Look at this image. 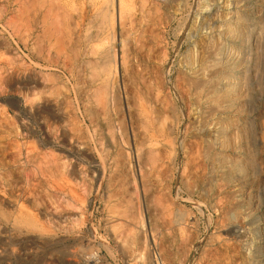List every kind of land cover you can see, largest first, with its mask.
<instances>
[{"label":"rangeland","instance_id":"1","mask_svg":"<svg viewBox=\"0 0 264 264\" xmlns=\"http://www.w3.org/2000/svg\"><path fill=\"white\" fill-rule=\"evenodd\" d=\"M33 1L34 0H25L27 5H36L40 0ZM44 1L41 0L40 2L43 3ZM138 1L139 0H135L133 6V10H135H132V13H128L124 20V25H129V28L124 27V25L121 28L118 27L120 29H118L117 35L119 39L117 38L116 44H118L117 49L119 50V55L125 54V50L127 49L128 51H126L128 54L127 52L126 54L128 56L126 54L124 55L127 58H125L123 62L125 64L119 59V64H121L118 66V77L120 79L117 80L116 87H113V89H115V92L113 91V97L115 99V94L117 96V93H119L120 96H118L123 99H119V97L118 99L116 98L118 102L115 101V99L113 104L120 103L115 106L113 105L114 107H112V105H107L105 107L106 110H104L103 106L100 105V103L103 104V102H100L101 100H95L97 97L98 99L101 98L99 97L101 95L100 82L96 80V76L95 78L94 76L93 78L91 77V79L89 76L91 74L93 75V73L96 75V72L90 69L91 73L87 71V69L85 71L80 70L85 74L80 71H75V78H71L68 73V61L65 58L67 52L63 49L65 51L64 55L66 54L65 57H63V53H60L61 51L56 52V48H54L53 51H49L48 47H45L47 45L46 40L48 39L46 38L47 33H43V37L41 36V31L44 32L45 30V26H41L43 22V19H41L43 9H40L39 13L37 11L39 20L36 23L40 27L37 26L36 29L35 24L34 29H32L36 31L34 32L36 36L34 37L31 35L30 38L28 35H30L31 31H25L24 27H20L23 26L22 14L20 13L22 0H0V44L2 43L0 45V72L2 71L0 74V81L1 78L3 80L7 76L8 78L10 77V83L8 82V78L3 80L5 83L3 81H1L2 84L0 83V135H4L1 133H5L3 139V136H0V190L2 189L0 198L1 195L4 194V197L2 196V199H4H0V212L2 211V213H0V264H245L247 262L248 264H264V0H148L147 2L145 0L146 3L140 2L141 0L138 3ZM27 7H30V12L34 8L31 9V6ZM143 10H146L145 13ZM30 12H28V14ZM31 13L33 15V11ZM129 14L131 16H128ZM32 15H29V18H33ZM129 17H132L134 21ZM63 18L64 17L60 15L59 19L64 22L65 20ZM20 20H22V24ZM126 20H130V22L127 23ZM131 20L134 22V25ZM27 28L30 29L29 26ZM63 28L64 27H61L57 31L60 32V37L61 34L63 36L65 32V36L63 37L67 38V27H65L66 29ZM60 29L64 32L62 33ZM129 30H131V32ZM39 37L43 39L41 40ZM63 37V41L60 38V42L64 44L63 47L65 48V45H69ZM35 38H38L39 42H37L38 40H35ZM76 39L77 38H75L74 43ZM40 40L44 43L41 44ZM125 40L127 43L124 42ZM5 41L9 42H7L8 45H6ZM27 42L31 45H28ZM25 43L27 44V49L25 48ZM35 43L38 45H35ZM123 43L127 45V48L123 47ZM33 45L36 47L44 45L47 50L41 46L40 52L37 50L39 49L38 47L37 49L30 47ZM30 48H33L32 50H36L40 54L38 53V55L35 53L36 51L32 52ZM77 49L79 51L81 49L82 52L86 51L85 46L81 47L78 45ZM46 52L47 55L54 53L53 57L51 56L53 59L48 55L49 58L47 59H52L49 62L44 58ZM33 53L35 55H33ZM42 53L43 56L41 55ZM24 54L27 56L25 57ZM54 55H56L57 58ZM88 56V58H91L92 54ZM22 60H24L23 63ZM60 60L62 62H60ZM24 62L25 66H22L21 63L24 64ZM36 62L39 63V65L41 64L42 67H39ZM26 64L29 67H33L35 75H38L37 77L31 73L34 72L32 68H29V71L26 70L28 69ZM20 65L22 67H20ZM44 65L49 68L45 67V70L43 67ZM23 67L25 69H23ZM124 67L128 69V71L124 69ZM1 68L4 69L2 70ZM40 69L43 75L40 74L39 76V71L42 73ZM47 72L50 76L47 75ZM19 74H21V78ZM51 74L55 75L52 76ZM57 74L61 79L57 77ZM78 74L83 78L84 75L87 77L83 79L78 76ZM15 75L17 77H15ZM43 76L47 77L48 80ZM40 80L42 84L39 83ZM46 80L48 83L42 82H47ZM61 80L66 82L62 83ZM25 82L27 84H25ZM53 82L56 83H54L56 86ZM63 84L68 87H63ZM36 85L42 92L44 91V93H41V90L37 88ZM41 85H43V88L40 87ZM118 85L119 87L117 88ZM73 86L79 88V91ZM32 87L36 91L40 90V92L35 91L36 93H33V91L28 95L29 90H33ZM83 87L86 92H84ZM58 88L63 89L59 91ZM64 89H67V95ZM52 90H54V93ZM51 91L53 94H56L57 100L53 98L54 95L52 96V94L50 97L49 92ZM92 92L95 96L94 94L91 95ZM31 94L37 95L39 99H36L35 95L31 97ZM61 94L64 95V97H62ZM80 98L83 99L80 101ZM60 99L62 101H60ZM70 99H72V101ZM55 100L56 103L60 101L61 103H59L61 106L59 103L56 105L54 102ZM126 100L129 105H127ZM39 101L42 103H38ZM50 101H52V104H49L51 103ZM74 101H76V103ZM31 102H36L37 104H32ZM62 102L64 105L67 102L65 106L68 110H64L66 108L63 107L64 105H62ZM96 102L99 103V105L96 104ZM86 103L87 108L85 105ZM26 104L28 108H25ZM79 104H84L85 107ZM140 105L143 107H140ZM95 106L97 107L94 108ZM122 106H126V109ZM84 108L91 112L86 111V115L83 113L85 111ZM109 108L111 111H109ZM141 108L145 109L141 110ZM77 111H80V114ZM51 112L52 114L54 113L53 116ZM32 113L34 114L32 115ZM143 113L147 117H145ZM71 114L77 115L72 116ZM94 114L102 117L100 118L98 116L99 119H96L97 117ZM67 115L70 117L68 118ZM92 116L95 119H93ZM5 117L6 119H4ZM51 117L54 119H51ZM73 117L77 119H73ZM132 117H134V119ZM66 118H72L70 120L72 125L68 123L69 121H67ZM128 118L131 121L128 120ZM150 118L153 119V124L150 122L152 120ZM63 119L64 121L66 120L67 124H62ZM60 120H62L61 123ZM97 120L99 121L97 122L98 124L94 122ZM104 120L107 122L105 123ZM21 121L23 124H21ZM73 121L75 123L78 122V127H76L77 124ZM104 123H108V126H105ZM118 123H122L123 127L120 128L121 126ZM141 123L143 125H140ZM52 124H54V126ZM68 124L71 125V127L73 124L76 125H74L75 127L73 126L74 129H70L73 131L67 128L69 127ZM111 124L112 126H110ZM130 124H132V126ZM11 125L15 126H13V131L11 130L9 133L7 131L8 129H12ZM24 125L27 126V129ZM31 125H35L34 129ZM86 125L88 129H86L87 127L85 128ZM91 125H93V127ZM101 125L103 128L100 129ZM146 125L148 129L145 127ZM60 126L67 127L62 128ZM98 126L99 128L96 129ZM54 127L57 129L58 133L56 131L52 132ZM126 127L128 129H125ZM149 127L152 129L150 130ZM28 128H31V130ZM2 129L5 131H2ZM78 129L82 134L78 133ZM124 129L126 131V136L123 134V132H125ZM111 130H116L115 135L117 136L118 145L115 147V151L110 153L103 148L104 144H101V141L104 143L105 136L110 134ZM131 130H134L133 133ZM147 130L151 133H149V131L147 132ZM65 131H67L69 136L66 135L67 137L63 140L65 135L62 133H66ZM99 131L102 133H99ZM104 131H106L105 135L101 136L104 134ZM17 132L19 133L18 136L16 135ZM25 132L27 133L26 136H24ZM43 133L44 136L42 135ZM6 134L7 137H5ZM20 134L22 135L20 136ZM53 134L58 137L59 140H57ZM50 135H53L52 138H50ZM73 135L75 138H79V141L77 138L73 139ZM32 136L33 138H31ZM61 136H63L62 139ZM80 137L83 139L81 140ZM148 137L149 139H147ZM14 139H17V141L19 139V142H14ZM37 139L39 140L36 141ZM135 140L138 146L141 143L140 147L142 146V149L136 146L137 143H135ZM41 141L43 143H41ZM50 141L52 144H50ZM83 141H85L86 144ZM98 141L100 143H98ZM44 142L47 144V147ZM62 142L63 144H61ZM80 142L83 145L81 149L83 147L88 152L82 149V151L78 153L81 149L77 151L74 145ZM15 143H20L19 145L21 146L19 147V145L17 146ZM21 143L27 146L26 149H24L25 146ZM64 144L66 145L65 147ZM14 145H16L18 149L15 148L16 146ZM51 145L53 148L52 150ZM63 147L64 149L67 148V150H64ZM96 147L97 151L95 150ZM98 147H102L104 151ZM59 148L60 150H58ZM36 149L39 152H36ZM72 149H74V151ZM31 150L36 156L34 153H29ZM136 150H138L137 154ZM40 151H44L45 153ZM20 152L21 155L17 154ZM26 152H28V154ZM51 152L55 154V157L59 155L60 159L57 160L54 158V155L50 154ZM75 152L76 155L74 154ZM144 152L149 153H147V155L144 154ZM43 154L45 155L43 156ZM86 154H92L91 156H95V159L97 156L100 157L99 155H101L105 161L108 160L107 162L109 163L114 161V163L112 167L109 166V164L108 167H106L105 174L107 175L106 179H108L106 180L108 188L100 193L96 191L98 182L92 180L93 177L91 175L93 173H87L88 176L86 180L82 178L81 175H78L80 178L77 176L76 178L75 176L72 178L69 177L71 180L70 187L67 186L69 189L66 188L64 191L67 194L71 193L68 194V196L74 201V207L71 208L73 212L70 206L64 205L65 203L63 200L62 202L60 201L63 195L59 193L60 190L57 188L58 186L52 183L53 176L48 168L49 166L52 167L57 165L56 162L58 161L62 164L63 161L62 167H60V162H58L60 165L54 167L58 169L57 173L60 171L58 176L61 175L62 177L63 174L68 171V163L71 166L72 164H77L79 161L80 163L78 164L82 166L80 167V165L77 164L78 173L80 169L81 171L83 169V171L86 170L88 172L89 165L82 160L83 157L84 160L86 159ZM103 154L106 155V157ZM13 155H16L15 157L17 159H14V157H12ZM17 155H20V157L18 158ZM29 155H31L32 158ZM66 155L71 157L72 162L70 161V157ZM108 155L110 156L108 157ZM24 156L28 159L25 160ZM45 156L46 158H44ZM48 156H52L53 159L52 157L48 158ZM63 157L66 160H64ZM32 159L34 160L32 161ZM46 159H50L51 161L49 162V160ZM54 159H56V161H52ZM44 161L45 163L43 164L47 162L48 168H46V165H43L41 169V163ZM96 161H98V159H96ZM29 162L33 164L29 165ZM12 163H14V165ZM3 164H5L4 168H2ZM21 164L25 167L24 171L21 170ZM84 165L86 166L84 167ZM65 166L67 169H64L66 168ZM35 168H40V173L45 169L49 172H46L47 175L51 174V176H47V180H45L46 178L43 179L45 176L44 170L41 173L44 176L38 175V177L36 175L39 173V170H35ZM60 168H62V171ZM4 170L6 171L4 172ZM29 170L30 175H28ZM35 171L37 172L34 173ZM55 171L56 170H54V173H56ZM26 176H28L29 179ZM89 176L91 177L90 179L88 178ZM7 178L12 181L10 180V182ZM31 181H34L33 183H36V186L34 185L32 187L33 183ZM9 182L10 184L8 187L11 185L9 188H11L13 192L10 189L8 190V187L5 186ZM140 183H142V185ZM31 188L33 190H30ZM54 189L56 190L54 191ZM3 190L7 191V193ZM29 193H31L33 199ZM23 194L25 197L27 196V199L23 196L25 201L21 200ZM107 194H110L111 197L110 195L107 196ZM120 195L122 196L120 197ZM59 196H61V198ZM134 200H136L135 205ZM19 201H22L26 207L21 202L19 203ZM139 201L141 202L139 203ZM7 202H9V204H7ZM59 202H61V205L65 206V208H69V212L73 214L71 220H67L66 223L63 220L57 219V221L56 218H52L53 214L57 211L56 209H64L63 206L60 207L61 205ZM123 202H125V204ZM19 204H22L25 208L22 207V205L18 206ZM11 205L16 206L11 207ZM55 205L57 208H55ZM123 205H127V207ZM132 208H135V210H132ZM24 211L27 213L29 219L31 217L30 220H28ZM38 212H40V215L42 214V218L39 217ZM125 213L128 216H126L127 218H133L134 222L130 218L133 223L128 222L129 220L124 216ZM129 213L131 215H129ZM134 214L135 218L133 216ZM20 216L21 218L25 217L24 219L27 218L24 220L25 225ZM32 216L33 222L36 220L34 224L37 225V227H41L45 232H42V229L40 232L39 227L38 230L35 225L32 224L36 228L29 223V221L32 222ZM36 217H39L38 221L37 219L34 220ZM125 222H127V226ZM153 222H155V224ZM28 223L29 226L31 225L32 227L30 226L31 229H28V226L26 230L24 226L26 227ZM54 223L58 225V227ZM18 224L21 226H18ZM43 225L50 229L52 228L51 230L55 227L54 233L50 229L49 231L47 230L48 233L45 230L48 228H43ZM135 226L139 229V233L138 230H136L138 238L134 231V229H136ZM139 226L142 228H139ZM131 227L134 228H132L135 232L134 235L131 231ZM151 229H153V232ZM157 229L158 232L156 231ZM38 231L40 233H38ZM126 232H130L128 236L131 234V237L132 235L136 237L137 241L134 240L135 238L132 239L134 242H139V245L133 243L131 238L132 241H130V239L126 240L128 239H125ZM142 233L145 234L142 235ZM141 236H144V240ZM139 239L144 242L142 241L140 244ZM103 242L106 243L104 244ZM127 242H132V245ZM257 244H259V247ZM76 249L80 252H77ZM249 249L252 251L251 254ZM73 250L75 256H73ZM92 252L96 253L97 258H90V253ZM71 254L73 258L75 257L74 260ZM86 259H88L89 262H87L88 260ZM245 260H247V262Z\"/></svg>","mask_w":264,"mask_h":264},{"label":"bare ground","instance_id":"2","mask_svg":"<svg viewBox=\"0 0 264 264\" xmlns=\"http://www.w3.org/2000/svg\"><path fill=\"white\" fill-rule=\"evenodd\" d=\"M35 1V0H34ZM33 1V2H34ZM41 1V0H40ZM39 1V2H40ZM42 1H44V0H42ZM140 1V0H139ZM139 1H138V3H139ZM148 0H146V2H147ZM29 2V1H28ZM32 2V1H31ZM36 2H38V1H36ZM39 2H38V4H39ZM140 2H144V3H146L145 2V0H141ZM137 3V4H138ZM29 4V3H28ZM37 3H36V5L35 4H32V5H34V6H32L31 4L30 5H27L26 4V2H25V0H22V8H21V14H22V19H23V26H20V27H24V30L25 31H31L30 32V35H28L29 37L32 35V36H36V35H34V32H36V31H33V29H34V26H35V24H36V29H37V26H39L36 22L39 20L38 19V17H37V11H38V13H39V10L40 9H43V12L41 13V19H43L42 21V23H41V26L43 25V26H45V30H44V32L43 31H41L42 32V37H43V33H47L46 34V38L48 39V40H46L47 41V45L45 46L46 48L48 47V50L49 51H53V49L54 48H56V52H59V51H61L60 53H63V57H65V55H64V52L66 51L67 52V56L65 57L66 59H67V61H68V73L70 74L69 76L72 78V77H74V74H75V71L77 72V71H80V70H82V71H85L86 69H87V71H90V70H94L95 72H96V75L93 73V75L91 74V75H89L90 76V79H91V77L93 78V76H94V78H95V76H96V80L97 81H99L100 83V90H101V95L99 96V97H101V98H99L98 99V97H97V99H95L96 101H99V100H101L100 102H103V104H101L100 103V105H102L103 106V108H104V110H106V106L108 105H112V107H114L115 105H118L119 103H115V105L113 104V101L117 98L118 99V97L120 96L119 95V93H117L118 95L116 96V94H115V99H114V93H113V91L115 92V89H113V87L117 84V80L118 79H120L119 77H118V66H120V64H119V59L122 61V63L124 62V60H125V54H126V52L128 51L127 49V51L125 50V54L123 53H121L122 55L120 56L119 55V50L117 49V45L118 44H116V41H117V35H118V27H122L123 25H124V20L126 19V17H127V14L128 13H130L132 10H133V6H134V4H135V0H45L43 3L42 2H40V4L38 5ZM138 5H140V4H138ZM142 5V4H141ZM147 5V4H146ZM27 6H31V9L33 8V10H31V12L33 11V15H32V13L30 12V7H27ZM143 6V5H142ZM144 7H146V6H144ZM137 8V7H136ZM138 9H139V7H138ZM29 10V11H28ZM135 10V9H134ZM133 10V11H134ZM42 11V10H41ZM132 11V12H133ZM141 11H142V9H141ZM144 11V10H143ZM146 11V10H145ZM145 11H144V13H145ZM28 12H30L29 14H28ZM65 12H66V14H65ZM131 12V13H132ZM135 12H137V11H135ZM140 12V11H139ZM61 13V14H60ZM63 13V14H62ZM140 13H143V12H140ZM138 14V13H137ZM29 15H32L33 16V18H29ZM60 15H62L64 18V22L61 20V19H59L60 18ZM142 15V14H141ZM20 16V15H19ZM128 16H131L130 14L128 15ZM134 16V15H133ZM141 17V16H140ZM139 17V18H140ZM62 18V17H61ZM130 19L132 18V17H129ZM132 20L134 21V19L132 18ZM131 20V22H133ZM21 22V24H22V20H20ZM31 22V23H30ZM41 22V21H40ZM126 22L128 23V22H130V20L129 21H127L126 20ZM126 25V24H125ZM124 25V27H128V26H125ZM132 25V24H131ZM133 25H134V22H133ZM29 26V28L30 29H28L27 27ZM40 27V26H39ZM61 27H67V29H66V35H67V38H64L63 36H65V32L64 31H62L61 29H60V31L64 34L63 36H62V34H61V37H60V32L59 31H57V30H59V28H61ZM33 28V29H32ZM63 28V29H64ZM129 28V27H128ZM132 28V27H131ZM42 29V28H41ZM120 30V29H119ZM122 30V29H121ZM125 30V29H124ZM132 30V29H131ZM131 30H129L130 32H131ZM46 31V32H45ZM126 31V30H125ZM38 32V31H37ZM56 32H57V34H56ZM121 32V31H120ZM133 33V32H132ZM77 34V35H76ZM120 34V33H119ZM122 34V33H121ZM127 34V33H126ZM131 34V33H130ZM26 35V34H25ZM25 35H24V37H25ZM59 35V36H58ZM27 36V37H28ZM75 36H77V37H75ZM134 36V35H133ZM135 36H136V34H135ZM40 38L41 40L43 39V38ZM62 37L64 38V40L68 43V45L69 46H67V45H65V48H66V46H67V48L65 49L64 47H63V45L64 44H62V42H60L61 40H60V38L62 39ZM121 37H123V36H121ZM31 38V37H30ZM75 38H77L76 39V42L74 43V40H75ZM127 38L129 39V37L127 36ZM33 39V38H32ZM68 41H67V40ZM119 39V38H118ZM35 40H38L37 42H39V39L38 38H35ZM40 40V42H41V44H43L42 43V41ZM31 41V40H30ZM34 41V40H33ZM62 41H63V39H62ZM64 41V42H65ZM120 41V40H119ZM7 42L8 41H5V43H6V45H8L7 44ZM35 42V41H34ZM33 42V43H34ZM65 42V43H66ZM125 43H127L126 42V40L124 41ZM9 43V42H8ZM28 43V42H27ZM2 44V43H1ZM0 44V45H1ZM30 43H28V45H29ZM62 44V45H61ZM124 44V43H123ZM31 45V44H30ZM35 45H38L37 43H35ZM63 47H61V46ZM85 46V50L86 51H84V52H82L81 51V49H80V51L77 49V46ZM125 45L126 44H124V48H127V45H126V47H125ZM41 46H43L44 47V45H41ZM40 46V47H41ZM27 47V44L25 43V48ZM30 47H34V48H36L37 49V47L36 46H30ZM40 47H38L39 49H37V50H39L40 51ZM44 47V48H45ZM86 47H87V49H86ZM45 48V50H47ZM122 48V47H121ZM27 49V48H26ZM31 49V48H30ZM33 49V48H32ZM31 49V50H32ZM63 51H62V50ZM36 51V50H35ZM34 50H32V52H35ZM49 51H47V52H49ZM26 52V51H25ZM31 52V51H30ZM41 52V51H40ZM47 52H46V55H47ZM55 52V53H56ZM28 53H29V51H28ZM35 53H39L38 51H36ZM40 54V53H39ZM38 54V55H39ZM51 55H49V57L50 58H52L53 57V54L52 53H50ZM92 54V56H91V58H95V59H91V58H88V57H90V56H88V55H91ZM127 54H128V52H127ZM126 54V55H127ZM25 55V54H24ZM33 55H35L34 53H33ZM38 55H36V56H38ZM42 56H43V53L41 54ZM46 55L44 56V58H45V60H48L47 58H49L48 57V55H47V57H46ZM58 55V54H57ZM27 55H25V57H26ZM42 56H39V57H42ZM52 56V57H51ZM55 57H56V55H54ZM88 56V57H87ZM128 56V55H127ZM29 57V56H28ZM31 57V56H30ZM35 57V56H34ZM58 57H59V55H58ZM32 58H33V56H32ZM57 58V57H56ZM56 58H54V59H56ZM30 59V58H29ZM40 59H42V58H40ZM53 59V58H52ZM52 59H50V60H52ZM61 59H62V57H61ZM127 59V58H126ZM8 60H10V59H8ZM7 60V61H8ZM13 60V59H12ZM31 60V59H30ZM35 60V59H34ZM37 60V59H36ZM44 60V61H45ZM50 60H48V62L50 61ZM63 60V59H62ZM11 61V60H10ZM23 61L24 60H22V63H23ZM32 61V60H31ZM31 61H30V63H31ZM57 61V60H56ZM37 62H39V61H37ZM36 62V64H38L39 65V63H37ZM46 62V61H45ZM54 62V61H53ZM60 62H62L61 60H60ZM64 62V61H63ZM8 63H9V61H8ZM14 63H15V61H14ZM21 63V65L23 66H25V62H24V64H22ZM43 63V62H42ZM55 63V62H54ZM53 63V64H54ZM32 64V63H31ZM35 64V63H34ZM44 64V63H43ZM57 64V63H56ZM58 64H59V62H58ZM63 64H65V63H63ZM123 64H125V63H123ZM128 64V63H127ZM20 65V67H22ZM27 65V64H26ZM30 65V64H29ZM33 65V64H32ZM48 65V64H47ZM62 65V64H61ZM11 66V65H10ZM28 66V65H27ZM37 66V65H36ZM59 66H60V64H59ZM63 66H65V65H63ZM62 66V67H63ZM122 66V65H121ZM39 67H42L41 66V64L39 65ZM44 68L46 67L45 65L43 66ZM50 67H51V65H50ZM53 67V66H52ZM123 67V66H122ZM121 67V68H122ZM29 68L31 69H33V67H29L28 66V69H26V70H28L29 71ZM46 68H49V67H46ZM46 68H45V70H46ZM67 68V67H66ZM2 70L4 69V68H1ZM21 69V68H20ZM23 69H25L24 67H23ZM22 69V70H23ZM52 69V68H51ZM58 69V68H57ZM90 69V70H89ZM124 69H126L125 67H124ZM124 69H122V70H124ZM21 70V71H22ZM41 70V69H40ZM127 71H128V69H126ZM126 70H124V71H126ZM7 71V70H6ZM27 71V72H28ZM32 71V70H31ZM33 71H34V69H33ZM48 71V70H47ZM126 71V72H127ZM3 72H5V71H3ZM26 72V71H25ZM38 72V71H37ZM41 72H42V70H41ZM50 72V71H49ZM53 72V71H52ZM81 72V71H80ZM121 72V71H120ZM2 73V71L0 72V74ZM18 73V72H17ZM16 73V74H17ZM19 73H20V71H19ZM30 73V72H29ZM28 73V74H29ZM31 73H33L34 75H35V71L34 72H31ZM44 73H46V72H44ZM48 73V72H47ZM81 73H84V72H81ZM88 73V72H87ZM90 73H91V71H90ZM122 73V72H121ZM37 74V73H36ZM40 74H42L43 75V72L42 73H40V71H39V76H40ZM85 74V73H84ZM124 74V73H123ZM4 75H5V73H4ZM20 75L21 74H19V77H20ZM23 75V74H22ZM25 75H27V74H25ZM30 75V74H29ZM41 75V76H42ZM47 75H49V73L47 74ZM52 75V74H51ZM53 75H55V74H53ZM52 75V76H53ZM83 75V74H82ZM9 76H11V75H9ZM14 76V75H13ZM31 76H33V75H31ZM36 76V75H35ZM38 76V75H37ZM36 76V77H37ZM50 76V75H49ZM66 76H67V73H66ZM77 76V75H76ZM78 76H80L79 74H78ZM77 76V77H78ZM88 76V77H89ZM15 77H17L16 75H15ZM14 77V78H15ZM18 77V78H19ZM29 77V76H28ZM27 77V78H28ZM35 77V78H36ZM43 77H45V76H43ZM57 77H58V74H57ZM64 77V76H63ZM81 77V76H80ZM87 77V76H86ZM85 77V75H84V78H86ZM6 78H8V76L7 77H5L4 79H6ZM10 78V77H9ZM9 78H8V82L10 83V81H9ZM21 78V77H20ZM26 78V77H25ZM24 78V79H25ZM31 78V77H30ZM35 78H33V79H35ZM40 78V77H39ZM50 78V77H49ZM56 78V77H55ZM59 78V77H58ZM75 78V77H74ZM73 78V79H74ZM81 78H83V77H81ZM83 78V79H84ZM3 79V80H4ZM23 79V78H22ZM36 79H38V78H36ZM35 79V80H36ZM43 79V78H42ZM41 79V80H42ZM45 79H47L48 80V78L47 77H45ZM54 79V78H53ZM59 79H61V78H59ZM82 79V80H83ZM2 80V78H1V81H3ZM11 80V79H10ZM27 80V79H26ZM30 80H32V79H30ZM41 80H40V84H42L41 83ZM44 80V79H43ZM46 80V81H47ZM58 80V79H57ZM66 80V79H65ZM94 80V79H93ZM1 81H0V83H1ZM60 81V80H59ZM58 81V82H59ZM62 81V83H64V82H66V81H64L63 82V80H61ZM122 81V80H121ZM4 82V81H3ZM31 82V81H30ZM37 82V81H36ZM42 82H44V83H48V81L47 82H45V81H42ZM51 82H52V80H51ZM69 82V81H68ZM67 82V83H68ZM78 82V81H77ZM96 82V81H95ZM119 82V81H118ZM5 83V82H4ZM20 83V82H19ZM35 83V82H34ZM43 83V84H44ZM55 82H53V84H54ZM61 83V82H60ZM59 83V84H60ZM2 84V83H1ZM25 84H27L26 82H25ZM29 84V83H28ZM50 84V83H49ZM56 84V83H55ZM54 84V85H55ZM69 84V83H68ZM71 84V83H70ZM77 84V83H76ZM9 85H12V84H9ZM32 85H34V84H32ZM64 85V84H63ZM67 85V84H66ZM73 85V84H72ZM78 85V84H77ZM82 85V84H81ZM2 86V85H1ZM4 86V85H3ZM29 86H30V84H29ZM43 85H41L40 87H42ZM46 86V85H45ZM56 86V85H55ZM83 86V85H82ZM90 86V85H89ZM93 86V85H92ZM97 86H98V84H97ZM36 87L37 88H39L37 85H36ZM63 87H68V86H63ZM73 87H76V86H73ZM84 87H86V86H84ZM83 87V88H84ZM116 87V86H115ZM119 87V85L117 86V88ZM1 88V87H0ZM43 88V87H42ZM51 88V87H50ZM77 88V87H76ZM87 88V87H86ZM90 88H91V86H90ZM21 89V88H20ZM25 89V88H24ZM28 89V88H27ZM32 91H30L29 90V93H28V95L30 94V93H32L33 91V93H36V92H40V90H38V91H36L33 87H32ZM46 89V88H45ZM53 89V88H52ZM61 89H63V88H61ZM61 89H59L58 88V90L60 91ZM79 88H77L76 90H78ZM65 91L67 90V89H64ZM63 90V91H64ZM73 90H75V89H73ZM82 89L80 88V91H81ZM84 90V92H86L85 91V88L83 89ZM88 90V89H87ZM92 90V89H91ZM100 90H99V92H100ZM36 91V92H35ZM48 91V90H47ZM53 91V93H54V90H52ZM52 91L51 92H49L50 93V97H51V94H52V96H53V98L54 99H56V94H53L52 93ZM58 91V92H59ZM64 91V92H65ZM79 91V90H78ZM89 91V90H88ZM94 91V90H93ZM117 91V90H116ZM121 91V90H120ZM119 91V92H120ZM24 92H26V91H24ZM46 92V91H45ZM67 92L68 91H66V95H67ZM70 92V91H69ZM72 92V91H71ZM82 92V91H81ZM80 92V93H81ZM90 92V91H89ZM118 92V91H117ZM41 93H44V91L42 92V90H41ZM63 93V92H62ZM78 93V92H77ZM121 93V92H120ZM57 94H59V93H57ZM64 94V93H63ZM72 94V93H71ZM70 94V95H71ZM92 94H94L93 92L91 93V95ZM27 95V96H28ZM35 95V94H34ZM34 95H32L31 94V97H33ZM38 95H39V93H38ZM44 95V94H43ZM42 95V96H43ZM62 95V94H61ZM61 95H59V96H61ZM83 95V94H82ZM84 96V95H83ZM94 96H95V94H94ZM44 97H45V95H44ZM44 97H41V98H44ZM62 97H64V95H62ZM75 97V96H74ZM129 97V96H128ZM25 98V97H24ZM35 98L36 99H39V97H37V95H35ZM49 98V97H48ZM53 98H51V99H53ZM61 98V97H60ZM69 98V97H68ZM90 98V97H89ZM122 97H119V99H121ZM35 99V100H36ZM45 99V98H44ZM44 99H42V100H44ZM63 99H67V98H63ZM83 99V98H82ZM81 98H80V101L82 100ZM115 100V101H117L118 102V100ZM123 99V98H122ZM126 99H127V97H126ZM35 100H33V101H35ZM41 100V101H42ZM57 100V99H56ZM56 100L54 101L55 102V104L56 105H58L57 103H59L60 101H62L61 99H60V101L59 102H57L56 103ZM59 100V99H58ZM71 101H72V99H70ZM85 101H87L86 99H84ZM94 100V101H95ZM128 100V99H127ZM126 100V101H127ZM38 101V100H37ZM65 101V100H64ZM67 101V100H66ZM80 101H78V102H80ZM114 101V102H115ZM123 101V100H122ZM129 101V100H128ZM128 101H127V105H129L128 104ZM134 101V100H133ZM45 102V101H44ZM48 102H49V100H48ZM51 103H49V104H52V101H50ZM75 103H76V101H74ZM141 102V101H140ZM32 104L33 103H36V102H31ZM38 103H42V102H38ZM61 103V102H60ZM60 103H59V105H60ZM81 103H83V102H81ZM37 104V103H36ZM55 104H53V105H55ZM66 104H67V102H66ZM65 104V105H66ZM68 104H69V100H68ZM74 104V103H73ZM96 104H98L99 105V103H97L96 102ZM123 104H126V103H123ZM23 105V104H22ZM35 105V104H34ZM40 105H42V104H40ZM62 105H64L63 104V102H62ZM63 106V107H65L66 108V106ZM80 105V104H79ZM82 105V104H81ZM80 105V106H81ZM86 105V108H87V103L85 104ZM85 105L83 104L82 106H84L85 107ZM89 105H91V104H89ZM93 105V104H92ZM114 105V106H113ZM143 105V104H142ZM27 106V104L25 105V108H28V107H26ZM61 106V105H60ZM59 106V107H60ZM68 106V105H67ZM70 106V105H69ZM120 106V105H119ZM124 106V105H123ZM122 106V107H123ZM46 107H47V105H46ZM93 107V106H92ZM97 106H95L94 108H96ZM121 107V108H122ZM126 107V106H125ZM125 107H123V108H125ZM129 107V106H128ZM131 107H133V106H131ZM130 107V108H131ZM140 107H143V106H141L140 105ZM33 108V107H32ZM32 108H31V110H32ZM39 108H40V106H39ZM42 108V107H41ZM44 108V107H43ZM57 108V107H56ZM86 108H84L85 109V111L83 112V113H85L86 114V111H88V112H91V111H89L88 109L86 110ZM101 108V107H100ZM108 108V107H107ZM119 108V107H118ZM117 108V109H118ZM146 108V107H145ZM145 108H141V110H144ZM21 109V108H20ZM34 109V108H33ZM55 109V108H54ZM77 109H78V106H77ZM90 109V108H89ZM126 109V108H125ZM129 109V108H128ZM137 109V108H136ZM18 110V109H17ZM25 110H27V109H25ZM40 110H42V109H40ZM56 110V109H55ZM58 110V109H57ZM64 110H68V108H66V109H64ZM73 110V109H72ZM79 110V109H78ZM103 110V109H102ZM108 110V109H107ZM123 110V109H122ZM19 111V110H18ZM17 111V112H18ZM27 111H29V110H27ZM34 111V110H33ZM32 111V112H33ZM70 111V110H69ZM109 111H111L110 110V108H109ZM116 111V110H115ZM118 111H119V109H118ZM117 111V112H118ZM124 111V110H123ZM127 111V110H126ZM131 111V110H130ZM137 111V110H136ZM21 112H22V110H21ZM29 112H31V111H29ZM49 112H50V110H49ZM74 112V111H73ZM78 112V111H77ZM80 112V111H79ZM78 112V113H79ZM101 112V111H100ZM143 112V111H142ZM38 113H39V111H38ZM56 113V112H55ZM60 113V112H59ZM62 113V112H61ZM75 113H76V110H75ZM82 113V112H81ZM22 114H24V113H22ZM34 113H32V115H33ZM36 114V113H35ZM41 114V113H40ZM45 114V113H44ZM51 114H52V112H51ZM67 114V113H66ZM65 114V115H66ZM69 114V113H68ZM80 114V113H79ZM84 114V115H85ZM90 114V113H89ZM112 114V113H111ZM110 114V115H111ZM121 114H123V113H121ZM125 114V113H124ZM127 114V113H126ZM132 114H133V112H132ZM144 114V113H143ZM19 115H20V113H19ZM38 115V114H37ZM46 115V114H45ZM47 115H48V113H47ZM54 115V113L52 114V116ZM72 115V114H71ZM75 115H77V114H75ZM75 115H72V116H75ZM83 115V114H82ZM87 115V114H86ZM94 115H96V117L94 116ZM93 116L96 118V119H99L98 118V116H97V114H94ZM106 115H107V113H106ZM116 115V114H115ZM118 115H119V113H118ZM141 115V114H140ZM145 115V114H144ZM143 115V116H144ZM17 116V115H16ZM25 116V115H24ZM27 116V115H26ZM41 116H42V114H41ZM64 116V115H63ZM79 116V115H78ZM78 116H77V118H78ZM92 116V117H93ZM138 116V115H137ZM43 117H45V116H43ZM48 117V116H47ZM60 117V116H59ZM67 117H68V115H67ZM70 117V116H69ZM68 117V118H69ZM81 117V116H80ZM82 117H84V116H82ZM93 117V119H95ZM100 117V116H99ZM102 117V116H101ZM100 117V118H101ZM107 117V116H106ZM105 117V118H106ZM113 117V116H112ZM119 117H120V115H119ZM125 117V116H124ZM129 117V116H128ZM145 117H147L146 115H145ZM33 118V117H32ZM34 118H35V116H34ZM37 118V117H36ZM39 118H40V116H39ZM42 118V117H41ZM46 118V117H45ZM53 117H51V119H52ZM76 117L74 118L73 117V119H77ZM87 118H89V117H87ZM110 118V117H109ZM108 118V119H109ZM123 118V117H122ZM121 118V119H122ZM131 118V117H130ZM133 119H134V117H132ZM137 118H139V117H137ZM141 118H142V115H141ZM4 119H6V117L4 118ZM20 119V118H19ZM24 119V118H23ZM38 119V118H37ZM44 119V118H43ZM50 119V120H51ZM54 119V118H53ZM67 119V118H66ZM72 119V118H71ZM71 119H67V121H69L68 123H70V120ZM107 119V120H108ZM112 119V118H111ZM126 119V118H125ZM150 119H152V118H150ZM10 120H11V118H10ZM22 120V119H21ZM89 120V119H88ZM122 120H124V119H122ZM128 120H130L129 118H128ZM2 121V120H1ZM18 121V120H17ZM23 121V120H22ZM22 121H21V124H23L22 123ZM35 121V120H34ZM34 121H33V123H34ZM59 121V120H58ZM61 121L62 120H60V123H61ZM75 121V120H74ZM73 121V122H74ZM79 121V120H78ZM82 121V120H81ZM84 121V120H83ZM105 121V120H104ZM118 121H119V118H118ZM117 121V122H118ZM125 121V120H124ZM131 121V120H130ZM141 121V120H140ZM23 122H25V121H23ZM47 122V121H46ZM56 122V121H55ZM94 122H99L98 120L97 121H94ZM101 122V121H100ZM107 121H105V123H106ZM122 122V121H121ZM142 122V121H141ZM144 122V121H143ZM151 123L153 122V119L150 121ZM20 123V122H19ZM28 123V122H27ZM39 123V122H38ZM37 123V124H38ZM42 123V122H41ZM49 123H51V122H49ZM63 123H66V120L64 121V119H63V121H62V124ZM75 123V122H74ZM78 123V122H77ZM77 123H75V124H77ZM85 123V122H84ZM83 123V124H84ZM90 123V122H89ZM102 123V122H101ZM104 123V124H105ZM114 123V122H113ZM123 123H125V122H123ZM148 123V122H147ZM1 124V123H0ZM10 124V123H9ZM25 124V123H24ZM44 124H46V123H44ZM67 124V123H66ZM71 125H72V122L70 123ZM75 124H73V126L75 125ZM81 124H82V122H81ZM86 124V123H85ZM93 124V123H92ZM98 124V123H97ZM97 124H96V126H97ZM108 124V123H107ZM107 124H105V126L107 125ZM118 124H120V123H118ZM126 124H127V122H126ZM132 124H133V121H132ZM132 124H130L131 126H132ZM149 124V123H148ZM153 124V123H152ZM27 125H29V124H27ZM51 125V124H50ZM53 126H54V124H52ZM56 125H58V124H56ZM61 125V124H60ZM63 125H65V124H63ZM62 125V126H63ZM69 125V124H68ZM71 125H69V127H67V126H64V127H67L69 130L70 129H74V127L76 126H72L71 127ZM88 125V124H87ZM85 126V128L86 129H88V126ZM95 125V124H94ZM140 125H143L142 123L140 124ZM149 125H151V124H149ZM7 126V125H6ZM13 126H15V125H11V127H12V129H8V131L7 132H9L10 133V131L12 130L13 131ZM25 126V128L27 127L26 125H24ZM23 126V127H24ZM32 127H33V129H34V126L33 125H31ZM44 126V125H43ZM62 126H60V127H62ZM92 127H93V125H91ZM108 126V125H107ZM110 126H112V124L110 125ZM120 128H122L123 126H122V123L120 124ZM126 126V125H125ZM129 126V125H128ZM133 126H134V124H133ZM152 126V125H151ZM21 127V126H20ZM37 127V126H36ZM39 127V126H38ZM42 127V126H41ZM45 127V126H44ZM52 127V126H51ZM59 127V126H58ZM64 127H62V128H64ZM76 127H78V124H77V126ZM92 127H90V128H92ZM114 127H115V125H114ZM119 127V126H118ZM147 129H148V127H147V125L145 126ZM57 128V127H56ZM66 128V129H67ZM80 128V127H79ZM89 128V129H90ZM95 128V127H94ZM97 128H99V126L98 127H96V129ZM101 128H103L102 127V125H101V127H100V129ZM21 129H22V127H21ZM27 129V128H26ZM25 129V130H26ZM29 129V128H28ZM39 129V128H38ZM59 129V128H58ZM61 129V128H60ZM81 129V128H80ZM114 129H116V128H114ZM113 129V130H114ZM125 129H128L127 127L125 128ZM125 129H124V131H125ZM133 129V128H132ZM149 129H150V127H149ZM152 129V128H151ZM150 129V130H151ZM17 130H19V129H17ZM29 130H31V128L29 129ZM50 130V129H49ZM49 130H48V132H49ZM63 130V129H62ZM79 130V129H78ZM99 130V129H98ZM97 130V131H98ZM121 130H123V129H121ZM135 130V129H134ZM133 130V131H134ZM146 130V129H145ZM2 131H5L4 129H2ZM16 131V130H15ZM38 131V130H37ZM40 131V130H39ZM57 132V129H55V127L52 129V132ZM70 131H73V130H70ZM77 131V130H76ZM86 131V130H85ZM116 131V130H115ZM115 131H112L111 130V132H110V134H107V136H105V139H104V143H102V139L101 140H99V141H101V144H104V147H103V145H102V147L106 150V151H108V152H112V151H115V147L118 145V143H117V136L115 135ZM117 131H118V129H117ZM128 131V130H127ZM133 131L131 130V132L133 133ZM149 130H147V132H148ZM32 132H34V131H32ZM41 132V131H40ZM62 132H64V131H62ZM66 133H67V131H65ZM91 132V131H90ZM105 132L106 131H104V134H102L101 136H103V135H105ZM24 133V132H23ZM29 133V132H28ZM58 133V132H57ZM66 133H62V134H64L65 136H64V138H63V136H61V139L63 138V140L65 139V137H67L66 135H68V133L66 134ZM78 133H80V130L78 131ZM88 133V132H87ZM93 133H94V131H93ZM99 133H102V132H100L99 131ZM125 133H126V131L125 132H123V134L125 135ZM136 133V132H135ZM149 133H151L150 131H149ZM1 134H4L5 135V133H1ZM13 134V133H12ZM16 134V133H15ZM18 132H17V136H18ZM26 132H25V134H24V136H26ZM49 134H50V132H49ZM48 134V135H49ZM56 134V133H55ZM80 134H82V132L80 133ZM80 134H78V135H80ZM123 134H122V137H123ZM131 134V133H130ZM148 134V133H147ZM4 135H0V136H3L2 137V139L4 138ZM10 135V134H9ZM8 135V136H9ZM15 135V136H16ZM22 134H20V136H21ZM29 135V134H28ZM41 135V134H40ZM43 136H44V133L42 134ZM54 135V134H53ZM53 135H50L51 137L50 138H52V136ZM72 135V134H71ZM76 135V134H75ZM14 136V135H13ZM36 136V135H35ZM55 136V135H54ZM58 136V135H57ZM69 136V135H68ZM77 136V135H76ZM82 136V135H81ZM86 136V135H85ZM101 136H99V137H101ZM126 136V135H125ZM5 137H7V134H6V136ZM42 137V136H41ZM56 137V136H55ZM73 137H74V135H73ZM84 137V136H83ZM96 137V136H95ZM150 137V136H149ZM149 137L147 138V139H149ZM1 138V137H0ZM10 138H11V136H10ZM14 138V137H13ZM25 138H27V137H25ZM24 138V139H25ZM31 138H33V136L31 137ZM44 138V137H43ZM57 138V140H59V138L58 137H56ZM72 138V137H71ZM77 138V137H76ZM75 137L73 138V139H76ZM81 138V140L83 139L82 137H80ZM85 138V137H84ZM103 138V137H102ZM119 138V137H118ZM124 138H126V137H124ZM129 138V137H128ZM136 138V137H135ZM134 138V139H135ZM67 139V138H66ZM130 139V138H129ZM16 140V141H15ZM21 140V139H20ZM39 139H37L36 141H38ZM50 140V139H49ZM48 140V141H49ZM56 140V141H57ZM77 140L79 141V138H77ZM85 140V139H84ZM95 140H96V138H95ZM124 140V139H123ZM127 140V139H126ZM137 140V139H136ZM136 140H135V143H137L138 142V140H137V142H136ZM1 141V140H0ZM54 141V140H53ZM69 141V140H68ZM68 141H66V142H68ZM75 141V140H74ZM92 141V140H91ZM93 141H94V139H93ZM93 141H92V143H93ZM97 141V140H96ZM98 141V143H100ZM128 141V140H127ZM14 142H19V139H18V141H17V139H14ZM21 142V141H20ZM33 142V141H32ZM51 142V141H50ZM57 142H59V141H57ZM64 142V141H63ZM63 142L61 143V144H63ZM73 142V141H72ZM77 142V141H76ZM84 143H85V141H83ZM33 143H35V142H33ZM41 143H43L42 141H41ZM69 143V142H68ZM74 143V142H73ZM78 143V142H77ZM75 144L74 145V147L75 148H77V151H78V149H81V146H83L82 144H81V142L79 143V144ZM89 143V142H88ZM87 143V144H88ZM95 143V142H94ZM135 143H134V145H135ZM140 143V142H139ZM143 143V142H142ZM9 144V143H8ZM16 144V143H15ZM20 143H17L16 145L18 146ZM22 144V143H21ZM27 144V143H26ZM44 144H46L45 142H44ZM50 144H52V142L50 143ZM66 144V143H65ZM64 144V147L67 145H65ZM71 144V143H70ZM86 144V143H85ZM90 144V143H89ZM88 144V145H89ZM141 144V143H140ZM140 144H139V146H138V143H137V147H140ZM10 145V144H9ZM16 145H14V146H16ZM23 145V144H22ZM72 145V144H71ZM92 145V144H91ZM100 145V144H99ZM131 145V144H130ZM15 147V148H17L18 149V147ZM21 145H19V147H20ZM23 146H25V148L24 149H26V145L24 144ZM22 146V147H23ZM29 146V145H28ZM36 146H38V145H36ZM39 146H40V144H39ZM50 146V145H49ZM48 146V147H49ZM54 146V145H53ZM59 146H60V144H59ZM68 146V145H67ZM95 146V145H94ZM21 147V148H22ZM30 147V146H29ZM43 147V146H42ZM41 147V148H42ZM46 147H47V144H46ZM62 147V146H61ZM64 147H63V149H64ZM72 147H73V145H72ZM89 147H90V145H89ZM102 147H98V148H101L102 149ZM133 147V146H132ZM142 147V146H141ZM140 147V148H141ZM87 148V147H86ZM91 148V147H90ZM17 149H16V151H17ZM20 149V148H19ZM53 148H52V145H51V150H52ZM54 149H55V147H54ZM57 149V148H56ZM62 149V150H63ZM68 149H69V147H68ZM82 149H85V148H83L82 147ZM82 149L78 152V153H80L81 151H82ZM95 149V148H94ZM137 149V148H136ZM142 149V148H141ZM146 149V148H145ZM13 150V149H12ZM46 150V149H45ZM58 150H60V148L58 149ZM64 150H67V148H65ZM73 151H74V149H72ZM91 150V149H90ZM96 151H97V147H96V149H95ZM103 150V149H102ZM110 150V151H109ZM130 150V149H129ZM15 151V152H16ZM26 151V150H25ZM35 151V150H34ZM38 150L36 149V152H37ZM57 151V150H56ZM55 151V152H56ZM70 151H71V149H70ZM83 151H87L86 149L85 150H83ZM101 151V150H100ZM99 151V152H100ZM104 151V150H103ZM103 151H101V152H103ZM131 151V150H130ZM137 151L138 150H136V154H137ZM149 151V150H148ZM153 151V150H152ZM154 151H156V150H154ZM14 152V153H15ZM39 152V151H38ZM40 152H42V151H40ZM47 152H48V150H47ZM53 152V151H52ZM52 152L50 153V154H52ZM69 152V151H68ZM67 152V153H68ZM88 152V151H87ZM86 152V153H87ZM91 152V151H90ZM94 152V151H93ZM107 152V153H108ZM123 152V151H122ZM127 152V151H126ZM135 152V151H134ZM133 152V153H134ZM27 154H28V152H26ZM29 153H34L32 150H31V152L29 151ZM42 153H45L44 151L42 152ZM49 153V152H48ZM57 153V152H56ZM62 153V152H61ZM61 153H59V154H61ZM67 153H64V154H67ZM83 153V152H82ZM81 153V154H82ZM132 153V152H131ZM143 153V152H142ZM141 153V154H142ZM147 153H149V152H144V154H147ZM17 154H20L21 155V152L20 153H17ZM49 154V155H50ZM58 154V153H57ZM75 155H76V152L74 153ZM97 154V153H96ZM98 154H100V153H98ZM150 154H152V153H150ZM20 155H17L18 156V158L20 157ZM32 155V154H31ZM31 155H29L30 157H31ZM34 155L36 156V154L34 153ZM42 155V154H41ZM45 154H43V156H44ZM52 155H54L53 157L54 158H56L57 160L58 159H60L59 157V155L57 156L56 155V157H55V154L53 153ZM72 155V154H71ZM92 155V154H91ZM90 154H86V159L84 160L83 158H82V160L83 161H85L86 163H87V165H89V169H88V172L85 170V171H83V169H82V171H81V169H80V172L78 173V171H77V164L78 163H80L79 161H78V163L77 164H72L71 166H70V164L68 163V169H67V167L66 168H64V169H67L68 171L67 172H63L62 174H63V176L61 177V175L60 176H58L59 174H60V171L57 173V171H58V169L56 168H54L55 166H58V165H60L61 164V162L60 161H58V162H60V164H58V162H56V164L57 165H55V166H52V167H50L49 166V168H48V165H47V162H46V164H43V163H45V161L44 162H42L41 164H42V166H40V168L42 169V167H43V165H46V168H48V170L50 171V173L52 174V176H53V181H52V183L53 184H56L58 187V189L60 190V194L61 195H63L62 196V198H61V196H59L60 198H61V202H62V200H63V202L65 203L64 205L65 206H70V209L72 208V207H74L73 206V204H74V201L73 200H71V197H69L68 196V194H71V193H66L64 190L66 189V188H68L67 186H69L70 185V182H71V180L69 179V177H73V176H75V178H76V176L78 177V175H81L82 176V178H84L85 180H86V177L88 176L87 175V173L89 174V173H93L91 176L93 177L92 178V180H94L95 182H98V187H97V189H96V191H97V193H100L101 191H103L104 189H106V188H108V186H107V184H106V180H108V179H106L107 178V175L105 174V170H106V167H108V164H109V166H111L112 167V164L114 163V161H111L110 163L109 162H107V161H105V159L101 156V155H99L100 157H96V159H98V161H96V159H95V156H91ZM104 155V154H103ZM124 155V154H123ZM134 155V154H133ZM148 155V154H147ZM16 156V155H15ZM14 155L12 156V157H14V159H17L16 157H15ZM28 156V155H27ZM40 156V155H39ZM62 156V155H61ZM67 157L69 156V155H66ZM74 156V155H73ZM80 156V155H79ZM82 156H84V155H82ZM105 157H106V155H104ZM110 155H108V157H109ZM132 156V155H131ZM142 156V155H141ZM25 157V156H24ZM34 157V156H33ZM38 157V156H37ZM50 156H48V158H49ZM52 157V156H51ZM50 157V158H51ZM53 157H52V159H53ZM58 157V158H57ZM70 157V156H69ZM78 157V156H77ZM122 157V156H121ZM128 157V156H127ZM126 157V158H127ZM32 158V157H31ZM35 158V157H34ZM44 158H46V156L44 157ZM136 158V157H135ZM13 159V158H12ZM13 159V160H14ZM26 159H28L27 157H25V160ZM37 159V158H36ZM38 159H40V158H38ZM56 159H54V160H52V161H56ZM63 159H64V157H63ZM68 159V158H67ZM73 159V158H72ZM74 159H75V157H74ZM110 159V158H109ZM121 159V158H120ZM128 159V158H127ZM34 159H32V161H33ZM45 160V159H44ZM46 160H49V162L51 161L50 159H46ZM64 160H66V159H64ZM76 160V159H75ZM78 160H81V159H78ZM113 160V159H112ZM122 160V159H121ZM138 160V159H137ZM23 161V160H22ZM29 161V160H28ZM31 161V160H30ZM62 161V160H61ZM70 161H71V157H70ZM70 161H68V162H70ZM74 161V160H73ZM150 161V160H149ZM13 162V161H12ZM19 162V161H18ZM25 162V161H24ZM24 162H23V164H24ZM66 162V161H65ZM72 162V161H71ZM116 162H117V160H116ZM123 162V161H122ZM121 162V163H122ZM127 162V161H126ZM20 163V162H19ZM22 163V162H21ZM30 163V162H29ZM74 163H75V161H74ZM84 163V162H83ZM86 163H84V164H86ZM129 163H131V162H129ZM128 163V164H129ZM13 165H14V163H12ZM23 164H21V166L23 165ZM33 163H30L29 165H32ZM36 164H38V163H36ZM48 164H50V163H48ZM55 164V163H54ZM62 164H63V161H62ZM62 164L60 165V167H62ZM67 164V163H66ZM20 165V164H19ZM19 165H17L18 167H20ZM78 165H80V164H78ZM142 165H143V163H142ZM1 166V165H0ZM4 166H5V164H3V166H2V168H4ZM35 166V165H34ZM82 165H80V167H81ZM86 165H84V167H85ZM137 166V165H136ZM139 166H140V163H139ZM30 167V166H29ZM83 167V168H84ZM127 167V166H126ZM129 167V166H128ZM127 167V168H128ZM6 168V167H5ZM24 168V169H23ZM32 168V167H31ZM40 168H38V169H36L35 168V170H39ZM59 168V167H58ZM130 168V167H129ZM135 168V167H134ZM1 169V168H0ZM28 169H30V168H28ZM62 168H60V170H61ZM86 169V168H85ZM7 170V169H6ZM6 170H4V172L6 171ZM21 170L22 171H24L25 170V167L24 166H22L21 167ZM20 170V171H21ZM32 170V169H31ZM45 170V169H44ZM44 170H42V172L44 171ZM54 170H56L55 172L56 173H54ZM78 170H79V166H78ZM8 171V170H7ZM26 171H27V169H26ZM62 171V170H61ZM64 171H66V170H64ZM134 171H135V169H134ZM140 171V170H139ZM19 172V171H18ZM37 171H35L34 173H36ZM41 172V173H42ZM49 173L48 171H46L45 170V176L43 175V174H41L40 173V170H39V173L36 175V176H44V178L43 179H45V180H47V176H51V174H48L47 175V173ZM15 173V172H14ZM22 173V172H21ZM24 173V172H23ZM29 173V174H28ZM27 174L28 175H30V170H29V172H28ZM78 173V174H77ZM4 174V173H3ZM6 174V173H5ZM9 174V173H8ZM140 174V173H139ZM143 174H144V172H143ZM13 175V174H12ZM22 175V174H21ZM24 175H25V173H24ZM23 175V176H24ZM129 175V174H128ZM134 175V174H133ZM136 175V174H135ZM38 176V177H39ZM110 176V175H109ZM137 176V175H136ZM7 177V176H6ZM27 178H28V176H26ZM34 177H35V174H34ZM37 177V178H38ZM128 177V176H127ZM126 177V178H127ZM142 177V176H141ZM140 177V178H141ZM31 178V177H30ZM36 178V179H37ZM78 178H80V177H78ZM89 179L91 178L90 176L88 177ZM7 179H9V178H7ZM22 179H23V177H22ZM29 179V178H28ZM35 179V178H34ZM39 179V178H38ZM37 179V180H38ZM50 179V178H49ZM48 179V180H49ZM142 179V178H141ZM4 180V179H3ZM11 179H9V181H10ZM44 180V181H45ZM84 180V181H85ZM8 181V180H7ZM12 181V180H11ZM10 181V182H11ZM13 181H15V180H13ZM24 181V180H23ZM26 181H27V179H26ZM89 181V180H88ZM124 181V180H123ZM143 181V180H142ZM5 182V181H4ZM10 182L8 183V184H6L5 186H7L8 187V185L10 184ZM22 182V181H21ZM32 183L34 182V181H31ZM46 182V181H45ZM50 182H51V179H50ZM125 182H126V180H125ZM140 182V181H139ZM1 183V182H0ZM6 183V182H5ZM13 183V182H12ZM47 183H49V182H47ZM138 183V182H137ZM4 184V183H3ZM25 184H26V182H25ZM36 183H33V185H32V187L35 185ZM141 185H142V183H140ZM14 185V184H13ZM47 185V184H46ZM48 185H50V184H48ZM11 186V185H10ZM9 186V187H10ZM24 186H26V185H24ZM36 186V185H35ZM110 186V185H109ZM139 186V185H138ZM7 188L8 190L10 189L11 190V188ZM70 187V186H69ZM5 188V187H4ZM139 188V187H138ZM144 188V187H143ZM7 189H5V190H7ZM28 189V188H27ZM49 189V188H48ZM52 189V188H51ZM69 189V188H68ZM7 190V191H8ZM26 190V189H25ZM30 190H33L32 188L30 189ZM56 189H54V191H55ZM71 191H73L72 189H70ZM69 190V191H70ZM128 190V189H127ZM139 190V189H138ZM144 190V189H143ZM2 191V189L0 190V192ZM4 191V190H3ZM7 191H4V192H6L7 193ZM12 191V190H11ZM70 191V192H71ZM13 192V191H12ZM58 192H57V194H58ZM74 192V191H73ZM76 192V191H75ZM123 192V191H122ZM127 192V191H126ZM28 193V192H27ZM124 193V192H123ZM1 194V193H0ZM20 194V193H19ZM25 195H28V194H26V193H24ZM24 194L22 195V197L24 196ZM30 195H31V193H29ZM125 194V193H124ZM7 195V194H6ZM18 195V194H17ZM110 195V194H109ZM108 194H107V196H109ZM2 196L4 197V194L3 195H1V198L0 199H2ZM76 196V195H75ZM122 195H120V197H121ZM149 196V195H148ZM5 197H7V196H5ZM21 197V198H22ZM25 197V196H24ZM24 197L21 199V200H24ZM27 197V196H26ZM25 197V199H27ZM110 197H111V195H110ZM109 197V198H110ZM120 197H119V199H120ZM127 197V196H126ZM31 198H32V195H31ZM54 198V197H53ZM75 198V197H74ZM79 198V197H78ZM123 198V197H122ZM4 199V198H3ZM2 199V200H3ZM33 199V198H32ZM7 200V199H6ZM54 200V199H53ZM124 200V199H123ZM133 200V199H132ZM141 200V199H140ZM149 200V199H148ZM25 201V200H24ZM27 201V200H26ZM57 201V200H56ZM135 202H134V205H135V203H136V200H134ZM142 201V200H141ZM141 201H139V203L141 202ZM146 201V200H145ZM1 202V201H0ZM15 202V201H14ZM22 203V201H19V203ZM61 202H59L60 203V205L62 204ZM16 203V202H15ZM14 203V204H15ZM57 203H58V201H57ZM75 203H76V201H75ZM124 204H125V202H123ZM147 203V202H146ZM148 203H149V201H148ZM3 204H5V203H3ZM7 204H9V202H7ZM10 204H11V202H10ZM17 204H18V202H17ZM23 204V203H22ZM22 204H19L18 206H21ZM36 204V203H35ZM54 204H56V203H54ZM127 204V203H126ZM23 205H25V204H23ZM22 205V207H24ZM38 205V204H37ZM39 205H40V203H39ZM57 205V204H56ZM55 205V206H56ZM76 205V204H75ZM128 205V204H127ZM127 205L125 206V205H123V206H125V207H127ZM146 205V204H145ZM13 205H11V207H12ZM14 206H16V205H14ZM13 206V207H14ZM58 206V205H57ZM57 206L55 207V208H57ZM63 205H61L60 207H62ZM65 206H63L64 207V209L62 210V209H56L57 211L53 214V216H52V218L54 217V218H56V220L58 219V220H63V221H65V223H66V221L67 220H71V218L73 217V214L72 213H70L69 212V208H65ZM77 206V205H76ZM112 206V205H111ZM131 206V205H130ZM148 206V205H147ZM8 207H9V205H8ZM25 207H26V205H25ZM24 207V208H25ZM140 207V206H139ZM1 208V207H0ZM17 208V207H16ZM19 208V207H18ZM54 208V209H55ZM22 209V208H21ZM36 209V208H35ZM146 209V208H145ZM154 209V208H153ZM34 210V209H33ZM38 210V209H37ZM72 211H73V209H71ZM110 210V209H109ZM122 210H124V209H122ZM126 210H127V208H126ZM129 210V209H128ZM132 210H135V208H132ZM131 210V211H132ZM147 210H148V207H147ZM150 210V209H149ZM5 211V210H4ZM19 211V210H18ZM21 211V210H20ZM32 211V210H31ZM34 212V211H33ZM47 212V211H46ZM54 212V211H53ZM74 212V211H73ZM124 212V211H123ZM0 213H2V211L0 212ZM19 213V212H18ZM23 213V212H22ZM21 213V214H22ZM35 213V212H34ZM48 213V212H47ZM132 213V212H131ZM20 214V213H19ZM24 214H26L27 215V213H25V211H24ZM33 214V213H32ZM37 214V213H36ZM38 214H39V217H41V215H40V212H38ZM37 214V215H38ZM52 214V213H51ZM124 214V213H123ZM7 215V214H6ZM29 215H30V213H29ZM34 215V214H33ZM75 215V214H74ZM129 215H131L130 213H129ZM5 216V215H4ZM25 216V215H24ZM51 216V215H50ZM49 216V217H50ZM125 218H127L128 216L126 215V213H125ZM127 216V217H126ZM134 216V218H135V214L133 215ZM2 217V216H1ZM7 218H8V215L6 216ZM34 217H35V215H34ZM38 217V218H39ZM139 217V216H138ZM15 218V217H14ZM20 218H21V216H20ZM25 217H22L21 219H23V221L22 220H20V221H22V222H24V225H25V221L24 220H26L27 218H28V215H27V218L26 219H24ZM38 218L36 217V218H34V220L35 219H37V221H38ZM42 218V217H41ZM131 219H132V221L134 222V220H133V218L132 217H130ZM130 218H127V220H129L128 222H132L131 220H130ZM141 218V217H140ZM30 219H31V217H30ZM29 218H28V220H30ZM48 219V218H47ZM15 220V219H14ZM18 220V221H19ZM52 220V219H51ZM57 220V221H58ZM125 220V219H124ZM136 220V219H135ZM139 220V219H138ZM154 220V219H153ZM16 221H17V219H16ZM19 221V222H20ZM32 222H33V216H32V220H31ZM36 221V220H35ZM30 222L29 221V223L32 225H35L34 223H36V222ZM55 221V220H54ZM140 221V220H139ZM18 222V223H19ZM21 222V223H22ZM56 222V221H55ZM132 222V223H133ZM142 222V221H141ZM140 222V223H141ZM27 223V222H26ZM29 223H28V225L26 224V227L24 226V228H26V230H27V228H28V226H29ZM60 223V222H59ZM127 222H125V224H126ZM137 223V222H136ZM139 223V224H140ZM145 223V222H144ZM150 223V222H149ZM154 224H155V222H153ZM39 224V223H38ZM41 224V223H40ZM42 224H44V223H42ZM55 224V223H54ZM20 224H18V226H19ZM30 225V226H31ZM32 225V226H33ZM56 225V224H55ZM54 225V226H55ZM137 225V224H136ZM14 226V225H13ZM17 226V225H16ZM21 226V225H20ZM30 226H29V228L28 229H31L30 228ZM31 226V227H32ZM36 227H37V225H35ZM35 226H33V227H35ZM41 226V225H40ZM53 226V227H54ZM57 227H58V225H56ZM126 226H127V224H126ZM129 226H132V225H129ZM152 226V225H151ZM179 226V225H178ZM35 227V228H36ZM39 227V226H38ZM37 227V229L39 230V228H40V232H41V227H39L38 228ZM44 227H46L45 225H43V228ZM136 227V226H135ZM141 226H139V228H140ZM152 227H154V226H152ZM34 228V229H35ZM46 228H48V229H45L46 231L48 230L49 231V227H46ZM133 227H131V229H132ZM142 228V227H141ZM151 228V227H150ZM16 229H18V228H16ZM33 229V228H32ZM52 229V228H51ZM50 229V230H51ZM54 229H55V227H54ZM54 229L53 230H51L53 233H54ZM126 229H128V228H126ZM130 229V230H131ZM134 229V228H133ZM133 229L131 230L132 232H133V235H134V233L136 232V230H138V233H139V229H137V227H136V229H134V231H133ZM19 230V229H18ZM22 230V229H21ZM36 230V229H35ZM43 230V229H42ZM65 230V229H64ZM153 229H151V231H152ZM23 231V230H22ZM25 231V230H24ZM30 231V230H29ZM37 231V230H36ZM47 231V232H48ZM130 231V232H131ZM141 231V230H140ZM143 231V230H142ZM150 231V230H149ZM148 231V232H149ZM157 232H158V229L156 230ZM21 232V231H20ZM25 232H27V231H25ZM33 232V231H32ZM39 231H38V233H40ZM42 232H45L44 230L42 231ZM128 232V231H127ZM126 232V233H127ZM129 232V233H130ZM144 232V231H143ZM153 232V231H152ZM159 232H160V229H159ZM22 233V232H21ZM30 233H31V231H30ZM36 233V232H35ZM49 233V232H48ZM125 233V234H126ZM129 233H127L125 236V239L126 238H128V239H126V240H129L130 238L132 239H134V240H136L137 241V239H136V237H134L133 235H132V237L130 236H128V234ZM137 232L135 233L136 234V236H137V234H138ZM141 233V232H140ZM150 233V232H149ZM26 234V233H25ZM28 234V233H27ZM51 234V233H50ZM145 233H142V235H144ZM152 234H154V233H152ZM157 234V233H156ZM141 235V234H140ZM139 235V236H140ZM238 236V235H237ZM142 237V239L144 240V236H141ZM148 237V236H147ZM137 238H138V236H137ZM130 239V241H132ZM148 239V238H147ZM134 240H133V243H137L136 241L134 242ZM142 240V241H143ZM139 241H140V244L142 243V241L139 239ZM87 242V241H86ZM144 242V241H143ZM104 244L106 243V242H103ZM127 243H131V245H132V242H127ZM139 243V242H138ZM137 243V244H138ZM146 243V242H145ZM136 244V245H137ZM87 245V244H86ZM139 245V244H138ZM148 245V244H147ZM106 246V245H105ZM256 246V245H255ZM257 246L259 247V244H257ZM92 247V246H91ZM262 247V246H261ZM86 248V247H85ZM84 248V249H85ZM93 248V247H92ZM150 248V247H149ZM248 248V247H247ZM250 248V247H249ZM253 248H255V247H253ZM82 249H83V247H82ZM77 250V252L79 251L78 249H76ZM81 250V249H80ZM88 250V249H87ZM261 250V249H260ZM70 251V250H69ZM82 251V250H81ZM147 251V250H146ZM249 251H250V254H251V249H249ZM255 251V250H254ZM256 251H257V249H256ZM255 251V252H256ZM80 252V251H79ZM71 253H72V251H71ZM126 253V252H125ZM141 253V252H140ZM248 255V254H247ZM260 255V254H259ZM73 256H75L74 255V250H73ZM73 256H72V254H71V257L73 258ZM81 256V255H80ZM261 256H263V255H261ZM77 257V256H76ZM81 257H84L83 255L81 256ZM254 257H255V255H254ZM71 258V259H72ZM90 258H97L96 257V253H90ZM250 258H253V257H250ZM256 258V257H255ZM263 258V257H262ZM75 259V257L73 258V260ZM79 259V258H78ZM82 259V258H81ZM89 259V258H88ZM88 259H86V260H88ZM80 260V259H79ZM78 260V261H79ZM85 260V259H84ZM83 260V261H84ZM252 260V259H251ZM257 260V259H256ZM72 261V260H71ZM96 261V260H95ZM246 262H247V260H245ZM262 261V260H261ZM264 261V260H263ZM74 262V261H73ZM87 262H89V260L87 261ZM159 262V261H158ZM256 262V261H255ZM257 262H258V260H257ZM256 262V263H257ZM76 263V262H75ZM142 263V262H141ZM253 263H254V261H253ZM245 264H248V262L247 263H245Z\"/></svg>","mask_w":264,"mask_h":264}]
</instances>
